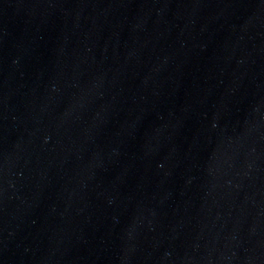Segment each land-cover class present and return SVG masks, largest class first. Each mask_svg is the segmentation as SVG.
<instances>
[{
    "label": "water",
    "instance_id": "95a60500",
    "mask_svg": "<svg viewBox=\"0 0 264 264\" xmlns=\"http://www.w3.org/2000/svg\"><path fill=\"white\" fill-rule=\"evenodd\" d=\"M0 264H264V0H0Z\"/></svg>",
    "mask_w": 264,
    "mask_h": 264
}]
</instances>
